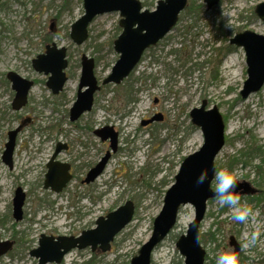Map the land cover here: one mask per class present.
Returning <instances> with one entry per match:
<instances>
[{"label": "rangeland", "instance_id": "1", "mask_svg": "<svg viewBox=\"0 0 264 264\" xmlns=\"http://www.w3.org/2000/svg\"><path fill=\"white\" fill-rule=\"evenodd\" d=\"M82 1L0 2V241L13 242L0 264H37L29 252L37 247L41 234L76 237L94 228L97 218L131 201L133 220L114 238L108 252L72 250L61 263L129 264L151 237L153 221L179 165L203 144L201 131L189 117L203 100L207 106L216 105L225 119V145L215 158V168L228 169L237 182L258 190L252 203L247 201L249 195L242 196V203L256 213L246 223L233 220L231 210L214 198L208 200L200 242L206 257L215 263L221 252L233 253L230 237L241 247L245 233L256 230L251 226L256 215L264 217V86L245 100L239 97L247 79L245 55L241 48L229 45L234 35L244 31L264 35V20L254 13L264 0H220L209 11L203 0H188L194 13L185 9L173 30L144 53L129 77L119 85L101 86L91 111L71 123L68 111L76 99L81 56L94 60V76L100 83L118 59L113 42L121 33L120 15L104 14L89 25L88 39L75 45L69 33L83 15ZM138 1L143 10L153 11L159 0ZM52 43L66 49L68 63L67 82L58 95L46 87L48 76L31 66L45 44ZM229 46L234 50L224 53ZM9 72L34 83L27 104L19 111L11 108L14 91L6 79ZM157 114L163 115L162 121L141 125ZM22 121L27 123L16 137L9 170L1 155L7 133ZM105 126L117 133V150L95 182L81 184L89 168L110 151L108 141L93 133ZM57 143L69 146L57 160L74 166V179L54 194L43 189V182ZM250 147L259 148L261 155L249 164L228 168ZM18 187L25 200L22 220L15 222L12 199ZM193 218L192 206L180 209L175 227L153 251L151 264H183L175 243ZM208 234H214L215 242L208 241ZM237 256L239 264H264V237L248 249L241 247Z\"/></svg>", "mask_w": 264, "mask_h": 264}, {"label": "water", "instance_id": "2", "mask_svg": "<svg viewBox=\"0 0 264 264\" xmlns=\"http://www.w3.org/2000/svg\"><path fill=\"white\" fill-rule=\"evenodd\" d=\"M219 1L203 0L206 11L211 10ZM187 4L188 0H159L154 10L148 11L143 10L138 0H83V15L71 25L69 36L75 45H82L88 39V27L95 17L118 13L121 33L113 42V50L118 54V59L107 77L101 81V85H119L133 72L144 52L156 46L173 30ZM254 13L260 20H264V2L255 6ZM229 44L244 51L247 79L239 91V97L245 100L264 86V35L244 31L234 35L229 40ZM67 64L66 49L59 48L54 43L46 45L44 52L31 61V66L36 72L48 76L46 87L53 95H58L67 82L65 73ZM94 67L93 59L85 55L81 56L76 99L69 109L70 122L77 121L92 109L94 94L100 89L94 76ZM6 79L14 91L11 108L19 111L27 104L33 82L13 72L7 73ZM189 117L191 124L201 131L203 144L197 151L185 157L179 165L174 182L165 191L162 208L153 221L151 237L141 246L129 264H151L153 251L175 227L179 211L186 205L193 207L194 218L188 224L186 233L177 239L175 247L183 258V264L205 263L206 253L200 243V224L204 219L208 200L214 197L211 188L214 161L225 145V123L218 107L207 106L206 100H203L199 107L193 108L189 112ZM162 120L163 116L157 114L150 120L142 121L141 125L146 126L153 121ZM26 123L27 121H23L7 133L1 160L9 170L13 167L12 157L16 137ZM93 133L102 142H109L110 151L88 170L83 180L85 184L97 180L118 146V135L112 127L105 126L94 130ZM66 149L65 144L57 143L46 163L43 189L54 194L62 192L71 180L70 165L56 159L59 153ZM205 169L209 179L204 184L197 185L196 178ZM237 184V191H241L242 195L255 193L248 183L237 182ZM24 200V192L21 188H16L12 199V217L15 222L22 220ZM134 208V204L127 201L106 216L97 218L94 228L82 231L76 237H53L41 234L37 247L29 252V256L37 260V264H61L72 250L81 251L89 248L92 253L108 252L114 238L131 223ZM12 245L13 242L0 241V258L11 249ZM229 245L233 247V253L239 251L234 237H230Z\"/></svg>", "mask_w": 264, "mask_h": 264}, {"label": "clouds", "instance_id": "3", "mask_svg": "<svg viewBox=\"0 0 264 264\" xmlns=\"http://www.w3.org/2000/svg\"><path fill=\"white\" fill-rule=\"evenodd\" d=\"M208 179L207 170H202L196 178V184L202 185ZM213 180L215 184L214 199L219 206H227L231 210L233 220L246 223L251 216L256 214L246 202L242 203V192L237 191L238 184L234 173L225 168L214 169ZM260 235L259 229L253 230L251 233H245L246 239L241 247L248 249L256 245ZM197 242H199L198 238ZM215 264H239V259L235 253L221 252L216 256Z\"/></svg>", "mask_w": 264, "mask_h": 264}, {"label": "trees", "instance_id": "4", "mask_svg": "<svg viewBox=\"0 0 264 264\" xmlns=\"http://www.w3.org/2000/svg\"><path fill=\"white\" fill-rule=\"evenodd\" d=\"M16 1H19V0H16ZM186 12L187 13H194V9H192L191 6H187L186 7ZM48 41H46L47 43ZM46 45V44H45ZM234 50L232 47H228L224 53H228L230 51ZM217 51H220L219 49ZM215 78V76L213 77ZM225 120V119H224ZM261 155V150L257 147H250L248 148L247 150H244V151H241L239 153V156L233 160L230 161V163L228 164V168H231L232 166H234L235 164L237 163H242L244 165L246 164H249L252 160H254L255 158H257L258 156ZM262 162H264V159H261ZM247 201L249 203H252L254 200L253 198H247ZM255 204H258L259 203V200H255L254 202ZM15 225H13L14 227ZM204 238V236H203ZM207 238H209L210 241L212 242H215V239H214V234H210L209 237L207 236ZM209 241V242H210ZM206 260H209L210 264H215L213 260L211 259H208V257H205V261ZM85 264H92V261H89L88 263H85ZM206 264V263H205Z\"/></svg>", "mask_w": 264, "mask_h": 264}, {"label": "flooded vegetation", "instance_id": "5", "mask_svg": "<svg viewBox=\"0 0 264 264\" xmlns=\"http://www.w3.org/2000/svg\"><path fill=\"white\" fill-rule=\"evenodd\" d=\"M184 12V11H183ZM182 13V12H181ZM180 16V15H179ZM179 19V18H178ZM176 26V25H175ZM230 45V44H229ZM231 46H233V45H231ZM235 47V46H234ZM33 82V81H32ZM98 82V81H97ZM98 84H99V87L101 88V86H103V85H101V82L99 83L98 82ZM33 86H34V83H33ZM99 91V90H98ZM97 91V92H98ZM30 92V91H29ZM28 95H29V93H28ZM53 95V94H52ZM94 96H95V94H94ZM27 101H28V97H27ZM93 103H94V99H93ZM93 107V106H92ZM68 115H69V111H68ZM163 116V115H162ZM151 119V118H150ZM150 119H147V120H150ZM144 121V120H143ZM146 121V120H145ZM23 122V121H22ZM21 122V123H22ZM70 122V121H69ZM154 122H157V121H153V122H151V123H149V124H147V125H150V124H152V123H154ZM71 123H73V122H71ZM96 130V129H95ZM94 132V131H93ZM109 143V142H108ZM57 145V144H56ZM66 145V144H65ZM67 146V149L66 150H64V151H68V149H69V146L68 145H66ZM118 147V146H117ZM55 149V148H54ZM62 152V151H61ZM60 152V153H61ZM59 153V154H60ZM57 159V158H56ZM100 161V160H99ZM67 164H69L70 165V170H69V173H70V175H71V180L69 181V183L74 179V166L71 164V163H67ZM93 166H95V164L93 165ZM92 168V167H91ZM91 168H89V169H91ZM216 169V168H215ZM88 172V171H87ZM86 172V173H87ZM85 176H86V174H85ZM85 176H84V178H85ZM84 178L80 181V183L81 184H84V185H89V184H85L84 182H83V180H84ZM213 182V181H212ZM69 183H67V185H66V187L69 185ZM90 184H92V183H90ZM65 187V188H66ZM64 188V189H65ZM253 188V187H252ZM254 189V191H255V193L254 194H256V193H258V190H256L255 188H253ZM213 192H214V190H213ZM253 194V195H254ZM242 196H246V195H242ZM250 197H248V198H253L252 197V195H249ZM214 198V197H213ZM213 198H211V199H213ZM208 237H209V234H208ZM208 241H209V238H208ZM238 244V243H237ZM238 246H239V251H240V249H241V247H240V245L238 244ZM238 251V252H239ZM238 252L236 253V255L238 254ZM3 257V256H2ZM1 259V258H0Z\"/></svg>", "mask_w": 264, "mask_h": 264}]
</instances>
